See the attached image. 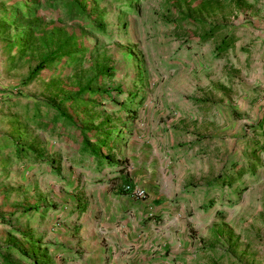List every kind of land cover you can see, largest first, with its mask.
I'll list each match as a JSON object with an SVG mask.
<instances>
[{"label":"rangeland","instance_id":"1","mask_svg":"<svg viewBox=\"0 0 264 264\" xmlns=\"http://www.w3.org/2000/svg\"><path fill=\"white\" fill-rule=\"evenodd\" d=\"M134 6L119 16V6L106 5L104 34L82 28L86 20L64 25L92 50L85 70L108 60L112 77L101 86L113 100L136 95L133 120L105 97L91 110L66 107L76 121L96 113L123 127L113 152L143 194H121L119 209L109 213L101 204L110 199L94 196L101 169L89 157L78 160L77 135L50 133L23 118L34 100L75 93L72 69H45L22 84L35 57L10 62L14 51L4 48L16 29L0 33V143L4 136L34 142L58 167L22 164L9 147L0 148V257L16 260L2 250L6 245L31 256V238L52 264H264V152H256L253 171L211 185L233 163L248 164L251 145L261 140L252 126L264 119V0H139ZM185 9L199 13L203 24L173 26L167 18ZM39 14L55 12L42 4ZM211 25L220 28L201 42L202 28ZM225 34L234 43L217 56L214 46ZM89 188L93 205L87 209L86 201L77 220L75 202Z\"/></svg>","mask_w":264,"mask_h":264},{"label":"trees","instance_id":"2","mask_svg":"<svg viewBox=\"0 0 264 264\" xmlns=\"http://www.w3.org/2000/svg\"><path fill=\"white\" fill-rule=\"evenodd\" d=\"M101 1L105 2L102 7L100 6ZM234 1L238 4L243 0ZM138 2L139 0H11L6 5L4 2L0 3V33L16 29L13 33L14 38L4 48L5 52L14 51L13 56L9 59L10 62L20 61L27 55H34L35 57V63L29 68L22 84L35 80L43 70L54 69L55 67L69 66L76 76L75 93L66 94L60 98L51 97L34 100L31 103L30 115H23L25 122L32 127L49 130L50 133H55V129H57L60 134L65 130L68 137L74 138V134L77 135L78 160L89 157L96 169L103 166L114 167L113 172L116 174L110 176L108 181L112 191L119 194L127 192L126 185L127 188L133 186L131 179L125 172V167L116 161L113 152V145L125 136L121 132L122 125H119L115 119L113 120L108 115H102L99 119L96 113L89 115L90 119L87 117L86 120L76 121L66 110V107H83L87 108V111L97 106L102 97L112 99L110 97L111 91L107 87L101 86L103 79H111L112 68L108 65V60L104 58L94 61L93 67L85 70L82 67L83 61L91 55L92 50L79 40L76 32L68 31L64 25L65 23L81 24L86 20L88 23H82L84 24L82 28L88 29L92 33L104 34L105 23L103 18L107 12L106 5L119 6V16H121L126 11L132 13L135 10L134 4ZM42 4H44V8L53 10L55 15L53 17L40 15L39 10ZM202 6L209 7L207 3H203ZM197 14L198 16H194V12L185 9L179 10L176 17H168L167 19L175 27L181 26L186 21L202 25L203 22L199 18V13ZM219 28L215 25L203 27L198 39L201 42L209 40ZM233 43V34H225L215 44L214 54L220 56ZM113 90L116 94L120 93L116 89ZM135 98L134 93H127L119 101L112 99L117 105L116 112H123L129 120L135 119L136 112L134 109H129ZM42 108L44 109L43 112ZM13 120H17V117H14ZM92 120H97L95 125L91 123ZM57 124H59L58 127ZM252 129L257 132L256 135L261 140L254 139V145H251L252 151H249L251 159L248 158L246 162L248 164L244 163L245 166H239V164L233 163V167L226 168L222 174L214 177L211 185L231 184V181L235 177H239L246 169L248 171L254 170L258 156L256 152H264V119H258L253 124ZM16 137L18 138V136ZM16 137L4 136L0 148L9 147L14 159L19 160L22 164L46 162L50 170L58 171L57 165L51 159L44 157L43 146L34 142L23 144ZM251 154H253L252 157ZM35 209L33 208L32 211ZM78 209L82 211V207ZM28 239L31 243L32 257L12 245H6L2 247V250L9 255H15L16 260L12 261L6 256H1L0 264H17L16 262L19 261H25L27 264H52L46 257L45 250L40 249L38 241ZM206 249L211 250L212 247L206 246Z\"/></svg>","mask_w":264,"mask_h":264},{"label":"crops","instance_id":"3","mask_svg":"<svg viewBox=\"0 0 264 264\" xmlns=\"http://www.w3.org/2000/svg\"><path fill=\"white\" fill-rule=\"evenodd\" d=\"M103 167L106 169V170H109L108 171V173L106 172V171H103L104 169H103ZM103 167H101L100 169V171L99 172H101V176H99L100 178V183L99 182H96V183H94L95 185H97L98 187L95 189V193H94V196L95 197H97V201H99V202H102L104 199H102V197L103 198H107V199H110V202L109 203H103V204H101V209H102V211L103 212H106V213H109V212H112L113 210H117V209H119V207H118V201H119V198L121 199V200H123V198L122 197H120L121 196V193L119 194V193H114L113 191H112V189H111V184L109 183V181H108V178L110 177V176H114L115 174H116V172H113V168L114 167H112V166H103ZM110 168H111V170H110ZM128 174V173H127ZM128 176H129V178L131 179V177H130V175L128 174ZM132 181V180H131ZM92 189V188H91ZM94 189V188H93ZM90 192H91V190H90V188L89 189H87V190H85L84 191V193H83V195H82V199H80V197L76 200V202H75V205H76V212H77V210H79L78 208H80V207H82L83 208V206L85 205V202L87 201V203H86V205H85V207L87 208V209H89V207L91 206V205H93L92 204V196L90 195ZM104 193V194H103ZM119 196V197H118ZM125 200V199H124ZM136 206H139V204L138 205H135V208H136ZM84 210H85V208H84ZM83 210V211H84ZM83 211H80V212H78V213H76V215L77 216H79L78 217V219L77 220H80L81 218H82V214H83ZM140 213V211L139 210H137L136 211V214H139ZM139 218V217H138Z\"/></svg>","mask_w":264,"mask_h":264},{"label":"built area","instance_id":"4","mask_svg":"<svg viewBox=\"0 0 264 264\" xmlns=\"http://www.w3.org/2000/svg\"><path fill=\"white\" fill-rule=\"evenodd\" d=\"M125 188L127 189V192H125L124 194H129L130 196H133V197H141L143 194V191L141 189H137L133 186L130 188H127V185H126Z\"/></svg>","mask_w":264,"mask_h":264}]
</instances>
